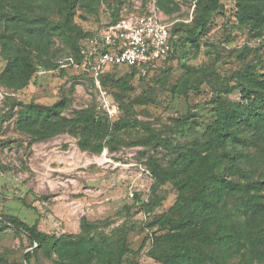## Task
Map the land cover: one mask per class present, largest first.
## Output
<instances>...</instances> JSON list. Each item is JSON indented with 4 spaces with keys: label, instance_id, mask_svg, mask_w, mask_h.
<instances>
[{
    "label": "rangeland",
    "instance_id": "1",
    "mask_svg": "<svg viewBox=\"0 0 264 264\" xmlns=\"http://www.w3.org/2000/svg\"><path fill=\"white\" fill-rule=\"evenodd\" d=\"M31 1L37 6L30 16L59 19L51 5L45 7L46 0ZM158 1L99 0L93 5L92 0H84L77 6L74 22L83 33L103 26L117 13L150 14L171 26L191 23L199 0H163L164 6ZM187 31L182 28L175 37L176 54L169 62L147 74L127 66L109 68L102 88L77 77L81 72L67 61L71 50L57 36L48 52L35 51L37 71L26 86L13 89L0 83V215L18 217L57 237L84 233L83 224L89 222L93 229L88 236L105 235L113 248L125 239L128 251L122 264H164L150 255L153 233L165 232L159 220L166 214L179 216L180 196L167 182L156 190L163 197L160 204L147 210L157 185L149 156L163 165L171 163L182 144L204 137L223 101H244L239 83L248 66L264 71V36L240 25L235 0H222L199 46L190 42ZM1 49L0 43V74L7 64ZM184 78L191 85L188 94L175 90ZM62 99L68 102L63 111L67 116L89 107L109 131L118 119L130 125L114 131L117 142L110 134L101 138L114 143L99 153L83 150L77 137L66 131L38 138L18 127L19 103L52 105ZM14 101L18 102L12 105ZM151 136L166 139L170 146L145 143ZM260 151L264 148L252 151L253 162ZM244 163L247 171L253 166ZM260 169L264 176V162ZM255 173L252 169L249 178ZM28 244L26 235H17L12 228L1 232L0 264H28L23 259V253L32 249ZM251 250L247 245L230 260L264 264V248L258 254ZM32 264L57 263L40 251Z\"/></svg>",
    "mask_w": 264,
    "mask_h": 264
},
{
    "label": "trees",
    "instance_id": "2",
    "mask_svg": "<svg viewBox=\"0 0 264 264\" xmlns=\"http://www.w3.org/2000/svg\"><path fill=\"white\" fill-rule=\"evenodd\" d=\"M98 1L92 0V4ZM46 2L45 7L51 5L58 20H51L45 14L30 16L29 13L37 6L31 0H0L1 54L7 60L0 74L1 84L13 89L26 86L37 71L36 52L43 49L48 52L53 36L60 38L71 50L67 59L81 62L84 42L102 27L100 25L86 33L77 27L74 22L76 9L84 0ZM158 5L164 6L163 0H159ZM221 6L222 0H199L191 23L178 22L171 26L172 55L164 62L151 64L147 73L175 56L174 39L182 28L188 30L190 42L199 46L203 31ZM132 14L117 13L105 24ZM235 16L240 25L250 26L255 36H264V0H235ZM118 67L123 66L110 68ZM256 69L257 65L248 66L246 72L240 75L243 79L239 83L240 92L245 102L223 101L203 138L182 144L175 159L167 165L160 163L157 157L149 156L157 185L153 187L154 197L150 204H146L147 210L160 204L163 197L157 195L156 190L167 182L180 196L179 216L166 214L159 220L165 232L153 233L150 255L164 264H235L230 256L239 249L251 245V251L258 254L264 248V176L263 169L258 170L264 162V152L260 151L254 162L251 160L253 150L264 148V71ZM62 70H65L64 67ZM108 74L107 71L102 74V84ZM77 77L94 86V79L88 72H81ZM188 80L184 78L175 90L188 94L191 86ZM124 84L126 86V81ZM19 104L22 107L17 125L24 132L45 138L66 131L77 137L80 148L96 153L101 152L105 145L114 143L109 138L105 143L102 141L106 134L117 142L118 135L114 131L130 125V121L118 119L109 131V125L99 120L89 107L77 109L67 116L63 114L68 104L65 99L52 105L37 102ZM152 136L144 142H163L170 146L166 139ZM244 160L253 165L249 171ZM252 169H256V173L249 178ZM231 203H234L233 207L229 206ZM83 227L84 233L57 237L18 217L0 215V233L12 228L17 235H26L28 246L32 248L23 253V259L28 264H32L40 251L54 258L57 264L123 263L128 251L125 239L113 248L105 235L88 236L93 229L92 224L84 222ZM204 245H212L213 249H205Z\"/></svg>",
    "mask_w": 264,
    "mask_h": 264
},
{
    "label": "built area",
    "instance_id": "3",
    "mask_svg": "<svg viewBox=\"0 0 264 264\" xmlns=\"http://www.w3.org/2000/svg\"><path fill=\"white\" fill-rule=\"evenodd\" d=\"M173 52L170 23L152 15L132 14L103 25L87 39L81 62L67 61L80 72H88L94 86L102 88V74L110 67H136L146 74L151 64L166 61Z\"/></svg>",
    "mask_w": 264,
    "mask_h": 264
}]
</instances>
